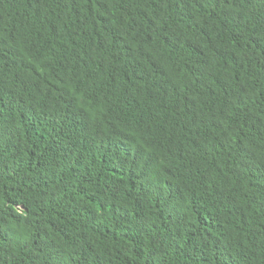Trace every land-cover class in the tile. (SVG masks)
<instances>
[{
    "label": "trees",
    "instance_id": "obj_1",
    "mask_svg": "<svg viewBox=\"0 0 264 264\" xmlns=\"http://www.w3.org/2000/svg\"><path fill=\"white\" fill-rule=\"evenodd\" d=\"M0 264H264V0H0Z\"/></svg>",
    "mask_w": 264,
    "mask_h": 264
}]
</instances>
